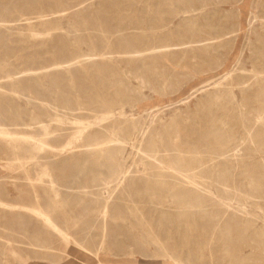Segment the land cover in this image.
Returning a JSON list of instances; mask_svg holds the SVG:
<instances>
[{"label": "rangeland", "instance_id": "rangeland-1", "mask_svg": "<svg viewBox=\"0 0 264 264\" xmlns=\"http://www.w3.org/2000/svg\"><path fill=\"white\" fill-rule=\"evenodd\" d=\"M36 1L0 0V264H69L70 262L71 264H82V262L99 264V261L104 264H151L149 256L137 254L134 258L132 253H129L131 251L119 255L113 249L88 252L82 248L87 239L79 238L78 233L81 229H85L87 232L91 231L93 235H96L97 232L94 230L98 229L100 225L116 227L114 224L117 223L115 222L117 217L121 214L130 216L135 210L133 207L137 204L140 207L143 203L150 201L148 196L152 194V191L147 190L146 192L147 186L155 187L157 185H155V181H150L152 177L148 166L145 165L146 161L140 160L139 156L144 153L141 151L137 153L134 148L133 144L136 142V138L126 143L122 150H117L112 163L104 154L90 156L88 148H70L72 145L70 141L75 140L73 134L64 137L62 144L55 146L57 143L53 142L51 137L57 133L49 132L50 123L55 126L60 123L55 119L63 118L65 122L61 125L67 127L68 130L62 131V133H70L78 122L85 121L70 115L78 110L72 111L59 106L60 103L55 100L60 98L63 92L67 93L64 94V100L74 98L73 100L78 102L79 87L83 85L85 90L87 89L88 83L84 81L87 77L90 82L96 83L92 88L93 92L99 97L105 95L104 99L101 98L102 100H109L110 103L116 102L111 103V114L117 122H123L122 124L118 123L117 130L132 124L137 127L145 125L146 133L140 145L142 151H149V146L163 148L174 146L175 143H183L184 146L195 151L194 154L197 156H205L212 148L221 143L213 135L206 137L202 131L205 129L204 123L206 122L204 115L206 113L214 115V117L209 115L210 123H214L213 126L216 124L215 121H219L221 118L223 122L217 121V124H221L223 132L231 133V137L235 141L238 139L236 136L243 133V124L249 120L246 115L249 106L245 104V99L250 98L252 92L259 86L264 90V55L260 54L264 51V0H142V2L139 0L136 2H134L135 0H93L94 5L90 9L93 13L85 9L83 14L78 17V22L70 16L56 14L50 16L45 24L38 23L36 19H32L29 24H26L21 19L32 13L29 10L18 13L15 9L23 8L32 11ZM129 4L131 5L129 6ZM103 13L108 14L103 17ZM98 15L102 16L98 17ZM152 17L155 18L150 21ZM13 18L15 19L10 20ZM63 18L64 20H62ZM91 20L92 22H90ZM112 22L114 23L112 24ZM152 25H155L154 28ZM117 31L119 35L127 36L124 38H129L127 40H130L131 43L144 49L154 48L155 45H161L162 42L163 44H173L192 40L195 43L198 40L203 43L209 42L212 43V46L209 45V48L203 43L195 46L198 52V55L195 54V56L185 52L184 47H179V49L174 47L180 52L179 56L158 53L151 55L149 57L151 73L146 70V83H141L138 79L129 78L126 73L123 75L119 72L117 77H122V81L128 85V89L123 92L121 97H115L112 90L109 91V87L98 84L94 78L96 75L97 77L100 75L104 81L110 78L112 82L114 76L110 68L117 65L122 70L123 65L118 62L107 63L105 71L95 72L96 75L84 76L82 70L94 69L96 64L99 65V57L94 56L92 62L87 60L86 63L78 60L82 55H98L106 50V46L111 47L120 43L121 37ZM90 47L93 51L90 50ZM118 56L117 58H119ZM210 60L211 62H209ZM212 63H214L213 66H211ZM174 66L176 67L173 68ZM106 73H108V77ZM216 81L219 84L215 83ZM74 83L75 85L70 86ZM240 83L245 86L241 87ZM116 84L117 82L114 83L115 86ZM205 85L206 92L202 90ZM243 89L245 90L243 91ZM108 92H111L110 95ZM213 94L216 95L213 96ZM246 94L248 95L246 96ZM262 96L264 97V92ZM248 101L249 99H247ZM238 102L241 104L243 102V104ZM208 103L211 106H208ZM66 106L70 105L66 104ZM219 106L220 109H217ZM209 107L210 110L207 111ZM227 111L231 112V116ZM250 111L249 114L253 116V112ZM119 117L121 120H118ZM224 119L228 122H224ZM261 120L259 118V123ZM98 122H101V119L93 118L91 120V124L95 126ZM52 129H54L53 126ZM206 138L208 139L205 140ZM76 143L78 144V141ZM114 143L113 146L122 144ZM244 146L247 145L244 144ZM63 148L67 150H63ZM76 150L77 154L74 153L77 152ZM239 152L240 154L231 160L234 164L231 163L228 170L218 168L219 171L217 168H211L197 177L200 181V184H197L198 193L192 192L182 198L179 195L177 202L176 198H171L174 188L168 190L158 188L155 189L157 194L153 191L157 198L153 197L152 202H158L160 205H164L171 214L179 215L183 205L187 206L183 202L189 201L191 202L187 207L189 218L206 215L205 219L211 223L213 221L224 223L226 217H233V221H239V223H230L229 228L225 227V229L231 231L235 238H237V230L245 229L246 222H249L246 225L249 226L246 233L248 234L251 230V245L246 246L243 253L249 259H247V264H264V232H262L264 230V193L262 196L259 191H256L257 189L255 190L257 183L253 184L258 178L262 180L261 184L264 187V155L259 152L256 155L242 150ZM244 157L247 158L244 159ZM237 159H241L243 163ZM73 162L75 163L73 164ZM239 162L241 163L239 164ZM58 163L62 164L59 169L56 168ZM85 163L86 165L89 163L86 166L89 168H86L87 173L83 174L80 172V165ZM122 164H125L131 171L122 184L93 186L90 182L94 178L91 174L93 170L106 173L111 165L120 167ZM243 170H246L247 174L244 175ZM67 171L71 173L69 178L63 176ZM159 185V187L164 186L162 183ZM233 190L239 192L236 191V193ZM139 191L140 193H138ZM232 193L237 194V197ZM108 195L110 196L109 205L106 206L104 202ZM241 195L243 197H240ZM95 199L96 202L100 201L101 206L94 211V217H89L86 215L87 210L84 209V206ZM223 204L226 206L225 208ZM224 210L227 212L225 213ZM78 211L82 212L80 216H78ZM53 224H56L58 229H55ZM127 226L120 225L118 230L126 229ZM223 229L224 227H222ZM110 230L113 231V229ZM259 233L262 236H259ZM138 235L140 233L135 232L134 237L137 238ZM118 237V242H121L124 236L119 234ZM235 238L229 242L233 243ZM115 240L117 241V237L113 239L110 238V235L105 237L106 245L110 248L118 245ZM208 254L211 256L210 252ZM175 264L196 263L180 259Z\"/></svg>", "mask_w": 264, "mask_h": 264}, {"label": "bare ground", "instance_id": "bare-ground-1", "mask_svg": "<svg viewBox=\"0 0 264 264\" xmlns=\"http://www.w3.org/2000/svg\"><path fill=\"white\" fill-rule=\"evenodd\" d=\"M120 1V0H118ZM122 1V0H121ZM126 1V0H124ZM133 1V0H132ZM142 2V0H139ZM138 1V2H139ZM26 2V1H25ZM113 2V1H112ZM136 2V0L134 1ZM146 2V1H145ZM149 2V1H148ZM98 3V2H97ZM128 3V2H127ZM8 4V3H7ZM15 4V3H14ZM35 4V3H34ZM115 4V3H114ZM136 5V3H134ZM145 4V3H144ZM174 4V3H173ZM187 4V3H186ZM197 4V3H196ZM260 4V3H259ZM93 0H37L36 1V7L34 6L33 10L31 11L30 9H15L18 11V13H23L26 11H30L32 14L30 16H27L21 20H23L26 24H29L32 19H36L38 23L40 24H45L48 22L49 17L52 15L56 14H61L65 16H70L74 18L77 22L79 20V16L83 14V11L85 9L90 10L91 7L93 6ZM97 5V4H96ZM113 5V4H112ZM126 5V4H124ZM131 4H129L130 6ZM183 5V4H182ZM218 5V4H217ZM100 6V5H99ZM107 6V5H106ZM114 6V5H113ZM112 6V7H113ZM147 6V4H146ZM151 6V5H150ZM135 7V6H133ZM149 7V6H148ZM152 7V6H151ZM150 7V8H151ZM160 7V6H159ZM171 7V6H170ZM183 7V6H182ZM97 8V7H96ZM158 8V7H157ZM173 8V7H172ZM195 8V7H194ZM105 9V8H104ZM112 9V8H111ZM135 9V8H133ZM140 9V8H139ZM178 9V8H177ZM97 10V9H96ZM102 10V9H101ZM128 10V9H127ZM155 10V9H154ZM217 10V9H216ZM131 11V7H130ZM138 11V10H136ZM196 11V10H195ZM198 11V10H197ZM219 11V10H218ZM86 12V11H85ZM103 12V11H102ZM101 12V13H102ZM106 12V11H105ZM156 12V10H155ZM154 12V13H155ZM161 12V11H160ZM90 13H93L92 10H90ZM99 13V12H97ZM127 13V12H126ZM136 13V12H135ZM198 13V12H197ZM225 13V12H224ZM104 14V13H103ZM102 14V15H103ZM105 13L103 17L106 16ZM133 14V13H132ZM145 14V13H144ZM158 14V13H157ZM204 14V12H203ZM221 14V13H220ZM86 15V14H85ZM101 15V16H102ZM156 16V14H154ZM161 15V14H160ZM20 16V15H19ZM23 16V15H21ZM20 16V17H21ZM98 15V17H101ZM139 16V15H138ZM89 17V16H88ZM97 17V16H96ZM102 17V19H104ZM108 17V16H107ZM137 17V16H136ZM135 17V20H136ZM256 17V16H253ZM62 18V17H61ZM93 18V17H92ZM110 18V16H109ZM155 18V17H154ZM154 18L152 17L150 21H153ZM10 19V20H14ZM59 19V17H58ZM69 19V18H67ZM97 19V18H96ZM115 19V18H114ZM157 19V18H156ZM1 20V19H0ZM6 20V19H4ZM64 20V18L62 19ZM70 20V19H69ZM94 20V19H93ZM105 20V19H104ZM129 20V19H128ZM142 20V19H140ZM159 20V19H158ZM74 21V20H73ZM110 21V20H109ZM113 21V20H112ZM122 21V20H121ZM218 21V20H217ZM59 22V21H58ZM69 22V21H68ZM92 22V20L90 21ZM119 22V21H117ZM116 22V23H117ZM135 22V21H134ZM164 22V21H162ZM224 22V21H223ZM57 23V22H56ZM71 23V22H70ZM110 23V22H109ZM114 22H112L113 24ZM128 23V22H127ZM140 23V22H139ZM233 23V22H232ZM74 24V23H73ZM80 24V23H79ZM111 24V23H110ZM61 25V24H60ZM129 25V24H128ZM166 25V24H165ZM228 25V24H227ZM110 26V25H109ZM113 26V25H111ZM153 26V25H152ZM155 26V25H154ZM153 26V28H154ZM183 26V25H182ZM199 26V25H197ZM30 27V26H29ZM117 27V25H116ZM126 27V26H125ZM78 28V27H77ZM108 28V27H107ZM111 28V27H110ZM167 28V27H166ZM177 28V27H176ZM3 29V28H2ZM37 29V28H36ZM82 29V28H81ZM97 29V28H95ZM114 31V28H112ZM118 29V28H117ZM130 29V28H129ZM110 30V29H109ZM116 30V29H115ZM127 30V29H126ZM125 30V31H126ZM148 30V29H147ZM146 31V30H145ZM149 31V30H148ZM157 32V30H155ZM119 32H121L119 30ZM119 32L117 31L118 35ZM154 32V31H152ZM154 32V33H156ZM95 33V32H94ZM102 33V32H101ZM113 33V32H112ZM124 33V32H122ZM148 33V32H147ZM151 33V32H150ZM148 33V34H150ZM162 33V32H161ZM219 33V32H218ZM152 34V33H151ZM193 34V33H192ZM221 34V33H220ZM226 34V33H225ZM116 35V34H115ZM117 35V36H118ZM125 35V34H124ZM127 35V34H126ZM129 35V33H128ZM145 35V34H143ZM171 35V34H170ZM169 35V36H170ZM227 35V34H226ZM120 38V43L115 44L114 46H106V50L102 51L98 55H93V54H88V55H82L81 59L78 61L82 62H87L92 60V57L98 56V61L99 65L96 64L94 69H90L88 71H83L82 70V75L84 76H91L96 75V73L105 71V65L107 63H119L123 65V69L120 70L119 67L114 66L110 68L111 73L114 76V80L111 82L110 78L106 81L102 79V77L99 75L94 78L95 81H97L98 84H104L106 87H109V91L112 90V94L115 97H121L123 95V92L128 89V85L125 84L122 81V77H117L118 74L120 73H126V75L129 78H136L138 79L141 83H146V70L151 73V64L149 57L153 54H168V55H174V56H179L180 52L175 50L174 47H184L185 52H189L191 54H197V47L199 44L203 42H177L173 44H162L158 46H154V48L151 49H144L139 46L134 45L133 43L130 42V40H127L129 38H124L127 36H123L122 34L119 35ZM118 36V38H119ZM153 36V35H151ZM73 37V36H72ZM85 37V36H84ZM83 37V38H84ZM162 37V36H161ZM226 37V36H224ZM82 38V39H83ZM157 38V37H154ZM184 38V36H183ZM212 38V37H211ZM220 38V37H219ZM105 39V38H104ZM147 39V38H145ZM164 39V38H163ZM167 39V38H166ZM187 39V38H185ZM207 39V38H206ZM209 39V38H208ZM214 39V38H213ZM216 39V38H215ZM263 39V38H262ZM84 40V39H83ZM107 40V39H105ZM114 40V39H113ZM155 40V39H154ZM172 40V39H171ZM175 40V39H174ZM222 40V39H221ZM109 42V40H107ZM184 41V40H183ZM189 41V40H188ZM202 41V40H201ZM218 41V40H217ZM107 42V43H108ZM113 42V41H112ZM153 42V41H152ZM171 42V41H170ZM173 42V41H172ZM176 42V40H175ZM83 43H85L83 41ZM111 43V42H110ZM116 43V42H115ZM217 43V42H216ZM138 44V43H137ZM157 44V42H156ZM204 45H211L212 43L205 42L203 43ZM109 45V44H108ZM111 45V44H110ZM83 46V45H82ZM212 46V45H211ZM46 47V46H45ZM78 47V46H77ZM89 47V45H88ZM82 48V47H81ZM91 48V47H90ZM113 48V50H112ZM210 48V46H209ZM255 48V47H254ZM258 48V47H257ZM77 49V48H76ZM83 50V49H82ZM81 50V51H82ZM92 50V48L90 49ZM80 51V52H81ZM93 51V50H92ZM202 51V50H201ZM91 52V51H90ZM89 52V53H90ZM31 53V52H30ZM62 53V52H61ZM92 53V52H91ZM182 53V52H181ZM201 53V52H200ZM199 53V54H200ZM84 54V53H83ZM86 54V53H85ZM261 55H264V51L260 53ZM117 55H119L117 58ZM256 55V54H255ZM7 56V55H6ZM161 56V55H160ZM200 56V55H199ZM162 57V56H161ZM167 57V55H166ZM164 57V58H166ZM188 57V56H186ZM198 57V56H196ZM100 59V60H99ZM97 60V59H96ZM167 60V59H166ZM180 60V59H179ZM200 60V58H199ZM215 60V59H214ZM168 61V60H167ZM173 61V59H172ZM171 61V62H172ZM195 61V60H194ZM262 61V60H261ZM85 62V63H86ZM92 62V61H91ZM95 62V61H94ZM154 62V61H153ZM170 62V61H169ZM177 62V61H176ZM180 62V61H178ZM182 62V61H181ZM180 62V63H181ZM205 62V61H203ZM211 62V60L209 61ZM59 63V62H58ZM98 63V62H97ZM206 63V62H205ZM158 64V63H157ZM162 64V62H161ZM204 64V63H203ZM214 63L209 64L213 66ZM84 65V64H83ZM160 65V64H159ZM175 65V64H173ZM179 65V64H178ZM208 65V63H207ZM79 66V65H78ZM94 66V65H93ZM194 66V65H193ZM201 66V65H200ZM209 66V67H211ZM80 67V66H79ZM84 67V66H83ZM171 67V66H170ZM174 66L173 68H175ZM187 67V66H186ZM203 67V66H202ZM81 68V67H80ZM121 68V67H120ZM62 69V68H61ZM172 69V67H171ZM185 69V68H184ZM190 69V68H188ZM34 70V69H33ZM58 70V69H57ZM239 70V69H238ZM36 71V70H35ZM109 71V70H108ZM107 71V72H108ZM109 71V72H110ZM191 71V70H190ZM96 72V73H95ZM120 72V73H119ZM171 72V70H170ZM175 72V71H174ZM173 72V73H174ZM14 73V71H13ZM148 73V74H149ZM182 73V72H181ZM194 74V73H193ZM201 74V73H200ZM102 75V74H101ZM103 76V75H102ZM106 76L108 77V73H106ZM255 76V75H254ZM101 77V78H100ZM262 77V76H261ZM99 78V79H98ZM124 78V77H123ZM258 78V77H257ZM73 79V78H72ZM126 79V78H125ZM133 79V78H132ZM237 79V78H236ZM127 80V79H126ZM260 82V78L258 79ZM70 81V79H69ZM72 81V80H71ZM85 82L88 83L87 89L85 90L84 86L81 85L79 88V94H78V102H75L73 99L71 100H64V94L61 90V95L60 98L55 100L56 102L60 103L59 106L66 107L72 111L78 110L76 113H71V116H75V118L79 119H84L85 121L83 122H78L77 126L74 128L73 131L70 133H62V131L68 130L67 127H64L61 125V123L65 122V120L62 118H56L55 120L60 122L54 126V124L50 123L49 127L51 128L49 132H54L57 133L55 136L51 137L53 139V142H56L55 146L61 145L62 144V139L64 137H67L69 134H73L74 139L70 141L72 144L70 148H88L87 151L89 155H94L96 154L97 156L100 155H105V157L108 159V161L111 163L114 162L117 150H122L125 146L126 143L130 142L132 139L136 138V142L133 144L134 148L136 149V152L141 151L144 153L140 157V160H145V165L148 166L149 172L151 174L152 179L150 181H155V187L152 186H147L148 188L145 189L149 190L150 192L152 191V194L149 195V202L143 203L140 207L137 204L133 209H135L130 216H127L125 214H121L119 217L116 218L117 223L114 225L116 227L110 228L107 225H100L98 229L94 230V232H97L96 235H93L91 231H86L85 229H81L80 233H78L79 238H86L87 242L82 245V248L88 252L96 250V252L99 249H113L118 252L119 255H124L126 251H131L129 253H132V255L135 256L138 255H147L150 257L151 264H175L176 261H191L192 263L196 264H247V256L244 255L243 249L246 246L251 245V238L252 234L250 233L251 230H249V233L247 234L246 231L249 229V226L247 227L248 223L246 222L245 224V229L243 230H237V238L233 237L231 234V231H228L225 229V227L229 228L230 223H239V221H233V217H226V220L224 223H220L219 221L216 222H208L205 219L206 215H201V217L197 218H189L187 215L188 213V204L191 202L185 201L182 207V211H180L179 215H174L169 212L164 205H160L158 202H152L153 197H155L154 192L156 191L155 189L158 188H164L165 190H168L169 188H174V191L172 193L171 198H178L179 195L182 197H187L190 193L192 192H197L198 193V186L197 184H200V181L197 177L202 175V173L206 172L208 169L210 170L211 168H220L222 170L229 169L231 167V163H233L231 160L238 156L240 154L239 151H247L250 154H255L260 153L264 155V97L262 96V93L264 92L262 87H258L255 91L252 92L250 95V98L245 99V104H248V122L244 125L243 133L240 136H236L238 138L237 140L233 141L231 133H227L226 131H222L221 124L218 125L217 123L221 121L220 120L216 122L215 126H213L212 122L210 123V117H214V115H211L210 113H204L203 115L205 116V123L204 127L205 129L202 131L204 134L209 136L213 135L218 141L219 146H216L215 148H212L210 152L205 155V156H197L194 154V152L191 150V148H188L187 146H184L183 143H175L174 146H168V147H163V148H155L153 146H149V151L144 150L142 151V148L140 147L141 141L144 138V135L146 133V128L145 125H131V126H124L122 127L121 130H117V125L118 123L122 124L123 122H117L115 118H113V115L111 114L112 110V104L116 103H110L109 100H102L104 99L102 97H99L96 93L93 92L92 88L95 86L93 82H90L88 78L86 77L84 79ZM117 82L116 86L114 83ZM130 82V81H129ZM69 83V82H68ZM217 83V81L215 82ZM221 83V82H220ZM225 83V82H223ZM107 84V85H106ZM130 84V83H129ZM132 84V83H131ZM211 84V83H209ZM219 84V83H217ZM239 84V83H238ZM253 84V83H252ZM75 85L72 84L70 86ZM167 85V84H166ZM98 86V85H97ZM213 86V85H212ZM214 86H216L214 84ZM240 86L244 87L245 85L243 83H240ZM36 87V86H35ZM111 87V88H110ZM221 87V85H220ZM82 88H84L82 90ZM103 88V87H101ZM206 88V85L202 88L204 91ZM256 88V87H255ZM260 88V90H258ZM72 89V87H71ZM75 89V88H74ZM35 90V89H34ZM92 90V91H91ZM101 90V89H100ZM105 90V89H104ZM218 90V89H217ZM245 89H243L244 91ZM77 91V90H75ZM97 92V91H96ZM111 92H108L109 95ZM131 92V91H130ZM136 92V91H135ZM139 92V91H138ZM141 92V91H140ZM206 92V90H205ZM128 93V91H127ZM132 93V92H131ZM215 93V92H214ZM77 94V92H76ZM99 94V92H98ZM218 95V93H216ZM215 94V95H216ZM249 94V93H248ZM246 94V96L248 95ZM108 95V96H109ZM127 95V94H125ZM213 94V96H215ZM128 96V95H127ZM126 96V97H127ZM102 98V99H101ZM215 98V97H214ZM222 98V97H221ZM80 99V100H79ZM111 99V98H110ZM211 99V98H210ZM247 99L249 101L247 102ZM63 100V101H62ZM117 100V99H114ZM202 100V99H201ZM213 100V99H212ZM217 100V97H216ZM229 100V99H227ZM77 101V100H76ZM120 101V100H119ZM2 102V101H1ZM203 100L201 101V103ZM207 102V101H206ZM209 102V101H208ZM213 101H211L212 103ZM118 103V102H117ZM121 103V102H120ZM128 103V102H127ZM214 103V102H213ZM228 103V102H227ZM239 103V102H238ZM66 104L70 106H66ZM230 104V103H229ZM241 104V103H239ZM243 104V102H242ZM241 104V105H242ZM204 105V104H203ZM215 105V104H214ZM220 105V104H219ZM233 105V104H231ZM208 106H211L208 103ZM227 106V105H225ZM224 106V108H226ZM230 106V105H229ZM239 106V105H238ZM246 106V105H244ZM246 106V107H247ZM43 107V106H42ZM204 107V106H203ZM206 107V106H205ZM204 107V108H205ZM222 107V106H221ZM232 107V106H231ZM236 107V106H235ZM243 107V106H242ZM228 108V107H227ZM43 109V108H42ZM213 109V108H212ZM215 109V107H214ZM213 109V110H214ZM220 109V106L219 108ZM222 109V108H221ZM233 109V108H232ZM243 109V108H241ZM252 109V110H251ZM196 110V109H195ZM210 110V107L207 109V111ZM212 110V111H213ZM236 110V109H235ZM240 111V109L238 108ZM237 110V111H238ZM246 110V109H245ZM246 110V111H247ZM253 112V116L249 114V111ZM197 111V110H196ZM202 111V110H201ZM211 111V112H212ZM219 111V110H218ZM221 111V110H220ZM225 111V110H223ZM229 111V110H228ZM227 111V112H228ZM238 111V112H239ZM243 111V110H241ZM250 111V112H251ZM210 112V111H209ZM217 112V111H216ZM235 112V111H234ZM157 113V112H156ZM155 113V114H156ZM221 113V112H220ZM223 113V112H222ZM225 113V112H224ZM243 113V112H242ZM154 114V113H153ZM214 114V113H213ZM219 114V113H217ZM229 116H231V112ZM227 114V115H228ZM237 114V112H236ZM245 114V113H244ZM196 115V114H195ZM235 115V114H234ZM155 116V115H152ZM197 116V115H196ZM238 116V115H237ZM185 117V116H184ZM222 117V116H221ZM243 117V116H242ZM93 118L101 119V122H98L97 126L94 124H91V120ZM194 118V116H193ZM198 117H196L197 119ZM218 118V116H217ZM224 118V117H223ZM259 118L262 119L261 122L259 123ZM154 119V118H153ZM195 119V118H194ZM199 119V118H198ZM207 119V120H206ZM212 119V118H211ZM214 119V118H213ZM212 119V120H213ZM216 119V118H215ZM229 120V118H227ZM232 120V118H230ZM234 119V118H233ZM237 119V118H236ZM235 119V123H236ZM239 119V118H238ZM15 120V119H14ZM118 120H121L119 117ZM204 120V119H203ZM202 120V121H203ZM211 120V121H212ZM7 121V120H6ZM16 121V120H15ZM14 121V122H15ZM26 121V120H25ZM153 121V120H152ZM8 122V121H7ZM148 122V121H146ZM195 122V120H194ZM200 122V121H199ZM209 122V124H208ZM223 122V120L221 121ZM224 122L225 119H224ZM228 122V121H227ZM226 122V123H227ZM242 122V121H241ZM240 122V124H241ZM67 123V122H66ZM151 123V122H150ZM149 123V124H150ZM225 123V124H226ZM16 124V123H15ZM148 124V125H149ZM201 124V122H200ZM231 124V123H230ZM197 125V124H196ZM202 125V124H201ZM200 125V126H201ZM52 126L54 129H52ZM135 126V127H134ZM199 126V128H200ZM225 126V125H224ZM231 127L230 125H228ZM238 126V125H237ZM240 126V125H239ZM151 127V126H150ZM185 127H187L185 125ZM148 128V127H147ZM239 128V127H238ZM3 130V129H2ZM184 130V129H183ZM191 130V129H190ZM226 130V128H225ZM236 131L238 132V129L236 128ZM194 132V131H193ZM199 132V131H198ZM230 132V131H229ZM234 132V131H233ZM232 132V134H233ZM235 132L237 135L238 133ZM240 132H242L240 130ZM183 133V132H182ZM185 133V132H184ZM157 134V133H156ZM160 134V133H159ZM166 134V133H165ZM181 134V132H180ZM200 134V133H199ZM51 135V134H50ZM158 135V134H157ZM167 135V134H166ZM188 136V134H186ZM185 135V136H186ZM14 136V135H13ZM170 137V135H168ZM5 137V136H4ZM7 137V136H6ZM158 137V136H157ZM183 137V136H182ZM200 137V136H199ZM15 138V137H13ZM159 138V137H158ZM168 138V137H167ZM171 138V137H170ZM187 138V137H186ZM202 138V137H201ZM200 138V139H201ZM205 138V137H204ZM213 138V137H212ZM169 139V138H168ZM206 138L205 140H207ZM232 139V140H231ZM18 140V139H17ZM170 140V139H169ZM202 140V139H201ZM78 141V144L76 143ZM199 141V140H198ZM217 141V142H218ZM114 142H119L122 143L119 146H113L115 143ZM192 142V141H191ZM114 143V144H113ZM157 143V142H156ZM206 143V142H205ZM11 144V143H10ZM14 144V143H12ZM69 144V143H68ZM113 144V145H112ZM163 144V143H162ZM172 144V143H171ZM247 145L244 146L243 145ZM254 144V145H253ZM70 145V144H69ZM118 145V144H116ZM176 145V146H175ZM211 145V144H210ZM54 146V145H53ZM192 146V145H191ZM207 146V145H206ZM209 146V143H208ZM68 147V146H67ZM212 147V145H211ZM69 148V149H70ZM51 149V148H50ZM65 148H63L64 150ZM145 149V147H144ZM67 150V149H65ZM79 150V149H78ZM208 150V148H207ZM206 150V152H208ZM52 151V150H50ZM77 151V150H76ZM81 151V150H80ZM205 151V150H204ZM203 151V153H204ZM55 152V151H54ZM60 152V151H59ZM69 152V151H67ZM66 152V153H67ZM202 152V151H201ZM205 152V153H206ZM63 153V151H62ZM75 154L78 153L74 152ZM136 153V154H137ZM57 154V153H56ZM64 154V153H63ZM68 154V153H67ZM70 154V153H69ZM61 155V153H60ZM58 154V156H60ZM122 156V154H121ZM119 157V154H118ZM124 157V156H123ZM122 157V158H123ZM251 157V156H250ZM96 158V157H95ZM102 158V157H101ZM134 158V157H133ZM247 157H244V159ZM243 159V158H242ZM85 160V159H84ZM89 160V159H88ZM118 160V159H117ZM120 160V159H119ZM241 160V159H237ZM254 160V159H252ZM261 160V159H260ZM99 161V160H98ZM250 161V160H249ZM88 162V161H87ZM242 162V160H241ZM239 162V164L241 163ZM68 163V162H67ZM75 162H73L74 164ZM243 163V162H242ZM252 163V162H251ZM69 164V163H68ZM89 164V163H88ZM87 164V165H88ZM98 164V163H97ZM234 164V163H233ZM258 164V163H257ZM86 163L83 165H80V172L81 173H87V166ZM242 165V164H241ZM28 166V165H27ZM62 166V164L58 163L57 164V169H59ZM65 166V165H64ZM145 166V167H146ZM248 166V164H247ZM68 167V166H67ZM71 167V166H70ZM256 167V166H255ZM254 167V168H255ZM65 168V167H64ZM79 168V167H78ZM87 168V169H86ZM137 168V165H136ZM135 168V169H136ZM240 168V167H238ZM237 168V169H238ZM139 169V168H138ZM137 169V171H138ZM147 169V168H146ZM244 169V168H242ZM241 169V170H242ZM257 169V168H256ZM208 170V171H209ZM219 170V169H218ZM260 170V169H259ZM86 171V172H85ZM217 171V170H216ZM220 171V170H219ZM252 171V170H251ZM258 171V170H257ZM130 170L129 168L125 165L122 164L120 167L111 165L108 172L103 173L100 171L93 170L91 174L94 178L90 181L93 186H103V185H110V184H116L120 185L123 183V181L130 175ZM70 171H67L63 174L64 177H71ZM77 173V172H75ZM220 173V172H219ZM243 174H247L246 170H243ZM217 175V174H215ZM219 175V174H218ZM242 175V171H241ZM221 176V175H220ZM224 176V175H223ZM239 176V175H238ZM254 176V175H253ZM252 176V177H253ZM213 177V176H212ZM242 177V176H241ZM247 177V176H246ZM131 178V177H130ZM219 178V177H218ZM222 178V176H221ZM243 178V177H242ZM245 178V177H244ZM248 178V177H247ZM255 179V176L253 177ZM76 179V178H75ZM215 179V178H214ZM213 179V180H214ZM220 179V178H219ZM240 179V178H239ZM246 179V178H245ZM249 179V178H248ZM212 180V179H211ZM222 180V179H221ZM242 180V179H240ZM239 180V181H240ZM234 181V179H233ZM260 179L257 178L255 179V182L257 183V187L255 188L256 191H259L260 194L263 196L264 193V187L263 184H261ZM70 182V181H69ZM201 182H203L201 180ZM237 182V181H236ZM241 182V181H240ZM244 182V181H243ZM248 182V181H247ZM88 183V182H87ZM159 183L164 184L163 187H159ZM208 183V182H206ZM238 183V182H237ZM242 183V182H241ZM246 183V181H245ZM154 184V183H153ZM210 184V183H209ZM233 184V183H232ZM249 184V183H248ZM252 184V182H251ZM56 185V184H54ZM159 185V186H158ZM205 185V184H204ZM243 185V183H242ZM256 185V184H255ZM254 185V186H255ZM51 186V185H50ZM154 186V185H153ZM221 186V185H220ZM114 187V185H113ZM200 187V186H199ZM216 187V186H215ZM238 187V186H237ZM252 187V186H251ZM212 188V187H210ZM219 188V187H218ZM224 188V187H223ZM231 188V186H230ZM206 189V188H205ZM216 189V188H215ZM233 189V188H232ZM244 189V187H242ZM207 190V189H206ZM226 190V189H225ZM224 190V191H225ZM148 191V193H150ZM154 191V192H153ZM210 191V190H209ZM235 191V190H233ZM237 191V190H236ZM235 191V192H236ZM244 191V190H243ZM246 191V190H245ZM239 192V191H237ZM236 192V193H237ZM140 193V191L138 192ZM157 194V192H155ZM201 194V192H199ZM219 193V192H218ZM227 193V192H226ZM210 194V193H209ZM242 194V193H241ZM244 194V193H243ZM242 194V195H243ZM247 194V193H246ZM134 195V193H133ZM139 195V194H138ZM208 196V194H205ZM212 195V192H211ZM232 195H234L232 193ZM235 194L234 196H236ZM240 197H243V196ZM249 195V194H248ZM247 195V196H248ZM170 196V195H169ZM109 195L105 200V205H109ZM134 197V196H133ZM132 197V198H133ZM166 197V196H165ZM204 198V196H202ZM217 197V196H216ZM237 197V196H236ZM249 198V196H248ZM168 199V198H166ZM178 199L176 200L178 202ZM197 199V198H196ZM195 199V200H196ZM214 199V198H213ZM212 199V201H213ZM240 199V198H239ZM138 200V199H137ZM157 200V199H155ZM173 200V199H172ZM188 200V199H186ZM199 200V199H198ZM202 200V199H201ZM249 200V199H248ZM38 201V199H37ZM164 201V200H163ZM162 201V202H163ZM180 201V200H179ZM197 201V200H196ZM195 201V203H196ZM264 201V200H263ZM40 202V201H38ZM214 202V201H213ZM218 202V201H217ZM170 203V202H169ZM176 203V202H175ZM194 203V202H193ZM40 204V203H39ZM167 204V203H165ZM247 204V203H246ZM264 204V203H263ZM42 205V204H41ZM174 205V203H173ZM178 205V204H177ZM195 205V204H194ZM11 206V204H10ZM101 203L100 201L96 199L90 201L88 204L84 206V209L87 210V216L89 217H94L95 213L94 211L96 208L100 207ZM182 206V205H181ZM190 206V205H189ZM201 206V205H200ZM221 206V205H220ZM224 206V204H223ZM226 206H224L225 208ZM11 208V207H10ZM203 208V207H202ZM102 210V209H101ZM228 210V209H227ZM243 210V209H242ZM51 211V208H50ZM49 211V212H50ZM193 211V210H192ZM229 211V210H228ZM54 212V211H53ZM52 212V213H53ZM97 212V211H96ZM102 212V211H101ZM186 212V213H183ZM221 213V210L219 211ZM225 212V210H224ZM227 212V211H226ZM225 212V213H226ZM233 212V211H232ZM231 212V213H232ZM81 211H78V216L81 215ZM100 213V210H99ZM192 213V212H191ZM219 214V213H218ZM223 214V213H222ZM98 215V214H97ZM226 215V214H225ZM230 215V213H229ZM53 216V215H52ZM193 216V215H191ZM227 216V215H226ZM51 217V216H50ZM88 217V218H89ZM98 217V216H97ZM108 217V216H107ZM236 217V215H235ZM111 218V217H110ZM215 218V217H214ZM253 218V217H252ZM258 218V217H257ZM49 219V218H48ZM95 220V219H93ZM115 220V219H113ZM249 221V220H246ZM122 225H128L126 229H122L121 231L118 230V226ZM234 225V224H233ZM236 225V224H235ZM240 225V224H238ZM55 229H58L56 224L52 225ZM244 226V224H243ZM252 226H254L252 224ZM251 226V227H252ZM222 227L224 229L222 230ZM250 227V228H251ZM253 228V227H252ZM52 229V228H51ZM110 229H113L110 230ZM239 229V227H238ZM264 229V228H263ZM61 230V229H59ZM65 230V229H64ZM261 231V229H260ZM65 232V231H64ZM135 232L140 233L137 238L134 237ZM264 232V230L262 231ZM123 235V240L121 242L119 241L118 235ZM260 234V233H259ZM107 235H110V238L113 239L117 237L118 245L116 244L115 247H108L106 245L105 237ZM264 235V234H263ZM235 236V235H234ZM259 236H262L261 234ZM233 238H235V241L233 243H230ZM242 238V239H241ZM114 241V242H115ZM80 246V245H79ZM255 246V245H254ZM259 247V246H258ZM255 247V248H258ZM263 249V248H262ZM252 250V249H251ZM208 252H210L211 256H208ZM251 252V251H250ZM73 253V252H72ZM252 254V253H251ZM70 257V256H69ZM73 257V256H72ZM250 258V257H249ZM79 261V259H77ZM83 260V258H82ZM249 260V259H248ZM251 260V259H250ZM71 261V260H70ZM69 261V262H70ZM90 263V262H89ZM71 264V262L69 263ZM82 264H86V262H82ZM99 264H104L102 261H99Z\"/></svg>", "mask_w": 264, "mask_h": 264}]
</instances>
